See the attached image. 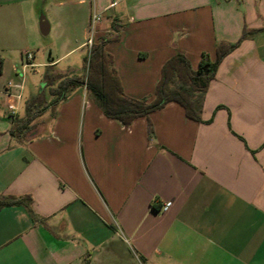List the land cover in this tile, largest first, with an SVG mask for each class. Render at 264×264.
Returning a JSON list of instances; mask_svg holds the SVG:
<instances>
[{"label":"crops","instance_id":"obj_1","mask_svg":"<svg viewBox=\"0 0 264 264\" xmlns=\"http://www.w3.org/2000/svg\"><path fill=\"white\" fill-rule=\"evenodd\" d=\"M45 1L47 34L64 43L42 67L88 51L95 11L93 43L118 34L105 50L124 94L137 100L153 99L175 54L196 70L220 42L264 28V0H0V92L20 84L25 52L34 60L42 50ZM6 102L0 95V196L22 201L0 209V264H264V30L219 63L200 123L169 103L149 115L150 141L146 118L124 127L82 87L18 143Z\"/></svg>","mask_w":264,"mask_h":264},{"label":"trees","instance_id":"obj_2","mask_svg":"<svg viewBox=\"0 0 264 264\" xmlns=\"http://www.w3.org/2000/svg\"><path fill=\"white\" fill-rule=\"evenodd\" d=\"M111 28L118 33V27L114 23L111 24ZM263 30L264 28L243 29L236 43L220 42L216 46L214 60L207 54H202L196 70L192 69L186 57L179 53L175 54L162 65L160 79L154 88L151 101L133 99L124 94L113 67L112 56L105 50L108 43L119 40L118 34L109 39H101L92 43L88 49L87 55L83 58L84 71L80 76L60 74L51 65L46 68L43 89L25 102L22 116L16 115L11 120L10 135L18 143L31 141L38 132L37 120L46 113L54 118L59 104L82 87L105 117L119 121L124 127H129L135 119L146 118L149 141L154 138L149 115L162 110L169 103H177L183 108L187 119L200 123L203 97L219 63L236 49L240 42ZM45 89L49 94L48 99L45 96ZM21 201L22 198L0 196V209L17 205ZM22 204H25L27 213L33 219L30 199L27 197V202Z\"/></svg>","mask_w":264,"mask_h":264},{"label":"rangeland","instance_id":"obj_3","mask_svg":"<svg viewBox=\"0 0 264 264\" xmlns=\"http://www.w3.org/2000/svg\"><path fill=\"white\" fill-rule=\"evenodd\" d=\"M45 10L39 14L40 18H44L47 24L50 26V18L48 15L49 11V1H45L43 4ZM94 34L91 36L90 28L87 29L86 37L93 38ZM66 37V36H65ZM40 45L42 46V50L39 52L37 50L34 51L36 54L33 63L37 66L33 68H28L25 71L24 76V84H23V95L28 98L31 94H37L41 89H43V82H44V75L46 73V68L42 67V64L48 63L51 60H55L58 57L63 55L62 52V45L63 41L62 38L60 39L58 36L51 32L45 36L39 35ZM87 55L85 49L81 51H77L71 53L69 56L61 59L59 64L55 69H64L67 66L72 68V72L66 74L67 76H80L83 71V58ZM33 56V54H32ZM56 64V63H55ZM45 96L48 99L49 94L47 89H45ZM96 105V104H95ZM97 106V105H96ZM23 106L20 105L18 108L17 113L23 115Z\"/></svg>","mask_w":264,"mask_h":264},{"label":"built area","instance_id":"obj_4","mask_svg":"<svg viewBox=\"0 0 264 264\" xmlns=\"http://www.w3.org/2000/svg\"><path fill=\"white\" fill-rule=\"evenodd\" d=\"M115 5L116 4L113 3V4H111L110 7L112 8ZM101 20H102V16L100 13H97L95 11H93L91 13L90 21H89V28L91 31V36L94 34L95 28L101 22ZM92 43H93L92 38H89L87 40V46L90 48ZM32 58H33V56H32L31 52H25L24 60H23V63L21 64V71H20L21 82H20V84L15 85L13 83H7L4 86V88L2 89V91L0 92V95H2L7 100L4 108H5V113L7 114L8 118L10 120H13L14 117H16L17 111H18V105L22 101L23 84H24V76H25L24 73H25L26 69L32 67V64H31ZM170 206H171V202H166L160 207L159 211L162 213L167 212L169 210Z\"/></svg>","mask_w":264,"mask_h":264},{"label":"water","instance_id":"obj_5","mask_svg":"<svg viewBox=\"0 0 264 264\" xmlns=\"http://www.w3.org/2000/svg\"><path fill=\"white\" fill-rule=\"evenodd\" d=\"M48 27L49 26H48L47 22L45 21V19L44 18H40V20H39V30H40L41 35H43V36L47 35Z\"/></svg>","mask_w":264,"mask_h":264}]
</instances>
